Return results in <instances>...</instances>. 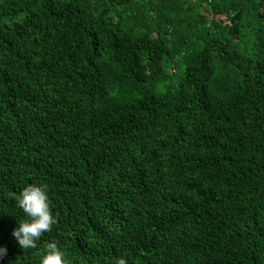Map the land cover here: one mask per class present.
I'll list each match as a JSON object with an SVG mask.
<instances>
[{"label":"trees","instance_id":"16d2710c","mask_svg":"<svg viewBox=\"0 0 264 264\" xmlns=\"http://www.w3.org/2000/svg\"><path fill=\"white\" fill-rule=\"evenodd\" d=\"M29 184L56 223L21 249ZM50 242L68 264H264V0H0V264Z\"/></svg>","mask_w":264,"mask_h":264},{"label":"clouds","instance_id":"9594fccd","mask_svg":"<svg viewBox=\"0 0 264 264\" xmlns=\"http://www.w3.org/2000/svg\"><path fill=\"white\" fill-rule=\"evenodd\" d=\"M16 205L25 214V220L12 230V236L21 249H32L41 235L52 229L56 218L50 210L48 188L41 184H29L14 194ZM7 254V248L0 245V259ZM40 264H68L65 254L56 243L50 242L40 258ZM114 264H127L124 257H119Z\"/></svg>","mask_w":264,"mask_h":264},{"label":"rangeland","instance_id":"374dc122","mask_svg":"<svg viewBox=\"0 0 264 264\" xmlns=\"http://www.w3.org/2000/svg\"><path fill=\"white\" fill-rule=\"evenodd\" d=\"M218 18L220 19L221 22L225 23V20H224L225 18L224 17L218 16ZM176 75H177V77H180L182 75V71L181 70H177L176 71Z\"/></svg>","mask_w":264,"mask_h":264}]
</instances>
